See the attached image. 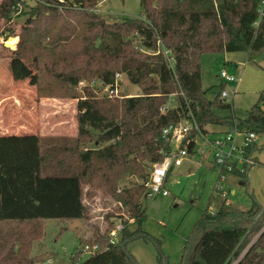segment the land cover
I'll list each match as a JSON object with an SVG mask.
<instances>
[{
    "label": "trees",
    "instance_id": "trees-1",
    "mask_svg": "<svg viewBox=\"0 0 264 264\" xmlns=\"http://www.w3.org/2000/svg\"><path fill=\"white\" fill-rule=\"evenodd\" d=\"M35 1L38 7L31 8L34 12L29 13L25 28L33 26L32 20L40 14V9L50 6L49 0ZM101 1L55 0V50L62 48L58 52L60 62H69L64 48L74 51L83 44L80 51L73 52L70 72L55 71V78L63 79L72 87L84 79H94L106 88V93L100 96L97 87H86L84 96L74 97L78 135L73 144L78 146L80 140H92L96 135L94 142L98 146L78 151V163H73L74 167L65 163V157L56 159L55 173L44 174L48 156L44 138L1 136L0 223L86 219L89 211L83 201V181L92 173H101L100 179L108 187L121 176L137 177L140 183L124 188L120 195L117 187L107 191L111 197L119 198L128 219L134 223L112 221L104 233L96 229L84 247L90 242L89 245H100L101 250L90 253L82 262L77 256L84 248L78 250L73 264H138L127 245L149 237L142 231V224L148 218L146 185L153 166L162 162L171 150L163 129L183 121L196 123L199 131L192 130L182 143L188 140L191 154H195L197 137L203 133L208 136L207 126L221 125L229 127L228 131L236 126L242 131L264 133V110L260 106L264 91L248 118L218 117L216 109H230L231 105L222 98L223 91L215 102L207 98L210 90L202 88L201 70L202 57L209 53L245 52L250 61L264 55V0H140L145 20L124 19L113 24L100 20L94 13ZM19 2L1 0L0 23L12 19L13 9ZM27 33L28 30H22L16 50L5 47L10 54L0 55L1 60L7 61V58L9 64L16 65L20 76L13 75L8 67L1 68V75L4 79L8 74L14 79L31 78L40 97L43 92L40 60L27 48L28 40L24 41ZM13 39L16 44L18 39ZM15 44L9 47L14 48ZM164 52H169V57ZM23 60H35L34 70ZM117 75H126L131 84L142 87V94L126 98L122 108L114 103L120 86ZM173 95L176 107L162 112ZM61 142L64 144L57 148L60 143L55 141V155H68V145ZM257 143L249 153L255 154ZM94 163L106 168L95 170ZM251 167L235 166L230 175L247 186ZM226 172L221 168V173ZM226 192L227 197L222 198L215 187L211 203L216 209L208 208L202 214L187 240L181 264H264V207L255 204L250 210H240L228 203L231 190ZM120 222L124 228L117 241H113L111 232ZM252 234L257 238L251 243ZM20 247L10 249L1 257V263L35 264L28 252L30 245ZM242 252L244 255L240 258ZM159 260L162 262L161 257Z\"/></svg>",
    "mask_w": 264,
    "mask_h": 264
},
{
    "label": "rangeland",
    "instance_id": "rangeland-1",
    "mask_svg": "<svg viewBox=\"0 0 264 264\" xmlns=\"http://www.w3.org/2000/svg\"><path fill=\"white\" fill-rule=\"evenodd\" d=\"M49 1L50 6L40 9V14L32 20L33 26L25 28L26 20L30 18L29 13L34 12L31 8L38 7L35 0H20L17 7L13 9L12 19L0 23V31L3 35L0 38V55L10 54L4 44L12 41L13 38H17L18 41L14 48L9 47V49L16 50L21 40L22 30H28L24 41L26 43L28 40L27 48L32 50L40 60L39 68L43 87L42 96L39 97L37 85H29L25 78L14 79L13 75L20 76L16 73L15 64H9L10 61L7 58V61L0 62V137L4 134H36L44 138L45 154L48 155L44 174L55 173L56 159L65 157L67 158L65 163L74 167V164L78 163V151L98 146V142H94L97 139L96 135L92 137V140L90 138L80 140L78 146L73 144L78 135L77 100L74 97L84 96L86 87L89 89L97 87L100 96L106 93V88L94 79H84L77 87H72L63 79L55 78V71L66 74L70 72L69 65L73 62V52L80 51L83 44L80 43L74 51L68 47L64 48L65 57H68L69 62L65 64L60 62L58 52L62 48L55 50L57 36L55 0ZM101 2L94 9V13L106 23L146 18L140 0H103L100 6ZM143 52L146 55H152L150 51ZM31 61L36 63L35 60ZM79 65L82 66V64ZM6 67L13 72V75L8 74L4 79L1 68ZM201 70L202 88L204 91L210 90L207 94L209 100L215 102L222 91L230 93V97L225 100L231 108L216 109L215 114L218 117L235 120L248 118L258 103L261 92L264 91L262 65L257 61H250L245 52L209 53L202 57ZM222 71H226L230 77H235L237 82L225 84L220 77ZM116 78L120 86L117 94L114 95V103L122 108L126 98L142 94V87L131 84L126 75ZM176 105V98L173 95L169 99L168 107H176ZM260 106L264 110V102H261ZM225 130V126H212L216 136ZM257 135L258 150H255L254 157L256 163L248 171V185H241V182L233 175H227L225 182L226 190H231L228 203L243 211L250 210L255 204L264 207V133L258 132ZM203 136L206 135L203 133L197 137L195 154L184 158L182 166L173 167L170 171L165 185L169 195L158 196L147 203L148 218L142 224V231L149 237L147 240L144 238L134 240L127 245V249L138 264H181L187 240L195 225L208 208L216 209L211 199L218 185L221 171L219 167L211 165L209 161L211 159H206L199 154V150L205 143ZM55 141L57 144L60 143L57 148L64 144L61 141H65L69 154L55 155ZM181 141L180 137L174 139L170 143L171 151L176 152L178 146L182 144ZM93 165L95 170L100 167L106 168L100 163ZM100 175L101 173H92L83 181V201L89 211L86 219L0 223V259L12 248L17 249L20 246L28 248L30 245L28 252L30 257L34 258L35 264L51 259L50 264H73V256H76L78 250H83L88 240H92L96 229L99 228L104 233L112 221H128L133 224V220L128 219L124 204L118 197H111L107 191L117 187V193L120 195V191L131 184L140 183V179L121 176L119 181H115L108 187L106 183H102ZM5 233H11L13 236L8 237ZM118 238L117 234L113 239L116 241ZM256 238V234H252L251 243ZM243 255L244 252L240 258ZM89 256L90 252L83 251L77 257L79 262H82ZM159 257L162 258V262ZM7 264L13 263L7 262Z\"/></svg>",
    "mask_w": 264,
    "mask_h": 264
},
{
    "label": "built area",
    "instance_id": "built-area-1",
    "mask_svg": "<svg viewBox=\"0 0 264 264\" xmlns=\"http://www.w3.org/2000/svg\"><path fill=\"white\" fill-rule=\"evenodd\" d=\"M166 57H169V52H164ZM119 77V75H117ZM221 79L226 84L236 83L235 77H230L227 75L226 71H222L220 75ZM117 93V92H116ZM222 98L226 99L230 97V93L227 91L222 92ZM167 107L162 108V112L168 110ZM199 131V127L196 123H191L189 121H183L179 125L171 124L163 129V136L167 138L170 143L177 137L182 138L181 143L187 139L188 134L192 131ZM241 138L240 140L238 138ZM205 143L204 147L199 150V154L206 157L211 165L214 167L224 168L227 172L221 173L218 179V185L216 189L221 193L222 198L227 197V190L225 188V182L227 175H230L235 166L242 167L244 165H254V154L249 153L251 147L254 143L258 142V135L250 131H242L238 127H234L231 131H228L221 136L210 138L208 136H203ZM180 143V144H181ZM188 140L184 145L178 146V150L173 152V150L166 154L162 162L157 163L153 166L151 171L150 179L147 183V198L149 201L156 199L158 196L166 197L169 195L166 189V181L169 176L170 171L173 167H179L183 165L184 158L192 155L188 150ZM124 228L123 224L120 222L117 224L116 229L111 232V237L114 238L119 235L120 231ZM113 241H115L113 239ZM117 241V240H116ZM101 250L100 245H85L84 251L95 253ZM51 260H45L41 264H50ZM236 264V263H235Z\"/></svg>",
    "mask_w": 264,
    "mask_h": 264
},
{
    "label": "crops",
    "instance_id": "crops-1",
    "mask_svg": "<svg viewBox=\"0 0 264 264\" xmlns=\"http://www.w3.org/2000/svg\"><path fill=\"white\" fill-rule=\"evenodd\" d=\"M103 2V1H102ZM102 2L100 4V6H102ZM259 64L262 65L263 69H264V55H261L259 58H257L256 60ZM0 62H3V60H0ZM23 62H25L27 64V67L28 68H31L34 70L35 68V63H33L31 60H23ZM22 71L24 72V70L22 69ZM28 80V84L31 85V86H36V83L32 81L31 78H25V80ZM76 104H77V101H76ZM232 120V119H231ZM208 127V126H207ZM206 127V130L208 131V137L210 138H215V137H218V136H221L222 134L226 133L228 130H229V127L226 128L225 131H221L217 136L215 135L216 133H214L212 131V126H209L208 128ZM28 134H32V133H28ZM36 135V134H34ZM2 136H8L6 134L2 135ZM19 136V135H17ZM254 157H255V154H254Z\"/></svg>",
    "mask_w": 264,
    "mask_h": 264
},
{
    "label": "bare ground",
    "instance_id": "bare-ground-1",
    "mask_svg": "<svg viewBox=\"0 0 264 264\" xmlns=\"http://www.w3.org/2000/svg\"><path fill=\"white\" fill-rule=\"evenodd\" d=\"M15 42H16L15 40L8 41V45L11 46V45L15 44Z\"/></svg>",
    "mask_w": 264,
    "mask_h": 264
},
{
    "label": "water",
    "instance_id": "water-1",
    "mask_svg": "<svg viewBox=\"0 0 264 264\" xmlns=\"http://www.w3.org/2000/svg\"><path fill=\"white\" fill-rule=\"evenodd\" d=\"M4 45H5V47H6V48H9V45H8V43H5Z\"/></svg>",
    "mask_w": 264,
    "mask_h": 264
}]
</instances>
